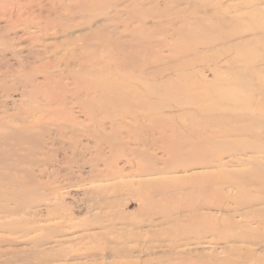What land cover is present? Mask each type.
Wrapping results in <instances>:
<instances>
[{
  "label": "rangeland",
  "instance_id": "obj_1",
  "mask_svg": "<svg viewBox=\"0 0 264 264\" xmlns=\"http://www.w3.org/2000/svg\"><path fill=\"white\" fill-rule=\"evenodd\" d=\"M215 1L110 0V5L96 6L86 15L67 17L57 36L40 38L49 44L64 42L56 53L53 47H46V53L45 46L36 44L18 57L0 54V79L5 68L19 76L16 84L0 83V264H145L149 253L162 255L171 241L191 256L184 259L187 264H264V229L252 233L259 237L251 246L257 257L233 259L234 248L242 242L236 238L245 230L234 224L240 218L237 211L250 212L253 218L258 215L254 209L264 207V125L216 119L249 109L250 100L242 96L248 97L259 84L251 78L252 68L241 69L257 51H264L263 44L257 40V45L246 47L225 45L218 27L203 34L190 15L186 18L191 25L173 14L199 3L210 17ZM41 2L48 5V0ZM39 8L33 6L37 14ZM5 26L0 20V34L14 36L15 30ZM102 26L108 34L98 28ZM125 27L141 31L133 36L123 31ZM95 32L102 35L94 38L95 56L66 60L68 66L65 61L55 64L56 56L67 55L68 43L82 45ZM183 32L194 43L206 44L198 53L201 59L195 52L171 58L176 55L169 48L180 47L177 37ZM107 35L110 41L100 39ZM148 42L159 47L156 66H146L148 61L141 59L155 53L151 48L145 52ZM115 43L137 49L140 58L125 62ZM188 58L195 62L185 66ZM47 60L56 66L34 71ZM81 62L93 64L95 70L85 71ZM169 65L172 69L164 76ZM141 77L158 83L145 86ZM89 90L93 101L87 100ZM77 101L83 104L74 106ZM79 107L96 118L105 117L107 129L112 119L123 115L134 127L144 124L129 143L131 151L137 148L134 156L105 148L100 158L99 137L80 136L81 159L68 163V136L55 127L48 135L44 128H30L44 113L68 119L72 112L83 121ZM150 126L157 129L158 142ZM104 216L106 228L97 219ZM139 242L152 244V251H142ZM180 262L163 257L148 264Z\"/></svg>",
  "mask_w": 264,
  "mask_h": 264
},
{
  "label": "bare ground",
  "instance_id": "obj_2",
  "mask_svg": "<svg viewBox=\"0 0 264 264\" xmlns=\"http://www.w3.org/2000/svg\"><path fill=\"white\" fill-rule=\"evenodd\" d=\"M149 1L155 3L157 0H149ZM173 1H176V0H167V3H173ZM178 1L182 2V0H178ZM8 4L10 5V7L8 8V11H2L1 9H3V7L7 8ZM35 5L40 7L39 10L41 11V13L37 14L36 13L37 11L35 12V10L33 9V6ZM99 5H110V0H48V5H43L41 0H0V20H4L6 22V26L4 27V29L7 31L15 30L13 34L14 36H10V35L5 36V35L0 34V54L5 55L4 53L9 52L12 55L18 57V56H21L20 53H22L21 51L23 49L29 48L30 50H33V47L36 44H42L41 46H45L44 50L46 51V53L48 52L46 50V47L48 48L53 47L55 49L52 50V52L56 53L57 49L59 51L60 48L65 46L64 42H60L59 43L60 45H58L56 41L49 44L45 41H42L40 38L43 36H48L50 34H52L53 37L57 36L59 34V31H58L59 29H65L63 24L67 17L69 20L70 16L72 15H86L87 13H91L92 11H94V8ZM210 5L212 9L214 10L212 12L213 15H211L210 17H205V15H207V10H206L207 7L203 4L199 5V3L191 5L188 9L176 10L174 11L173 14L177 15L178 17L183 18L185 23L191 25L190 24L191 22H189L188 19L186 18L188 15H190V18L195 19V21H192L194 24L193 26L201 30L203 34L207 32L210 33L212 30H215L214 29L215 27H218L216 29L222 32V35H219V37L225 38L224 39L225 45L229 43L231 46L246 47V46H250L252 43L253 45H257V40H259L258 43L263 44V50H264V0H216L214 4H210ZM71 20L73 21V18ZM215 20L218 22L216 23L217 24L216 26L214 25ZM249 21H251V24H247V22ZM234 24L235 26L231 30L229 27ZM98 28L106 34L109 33L108 28L105 26L98 27ZM228 28L230 29V31ZM138 29H143V28H138ZM19 31L22 32V35L18 34ZM123 31L129 34L132 33L133 36H135L133 32H140L141 30H136V28L134 30H131L130 27H125ZM184 32L182 34L180 33L179 36L177 37L179 39L178 40L179 43H181L180 47L176 48V46H173L169 48L170 52L176 55V56L172 55L171 58L178 59L179 57H183V56L188 57V55L191 54V52H195V56H196L195 58L201 59L200 57L201 55H199L200 48L201 47L204 48L206 44L205 43L198 44L197 42L194 43L189 38V35L183 36ZM93 35H94L93 37L91 35H87L84 38L86 42H84L82 45L71 43L69 41L70 43H68L69 44L68 47L65 48L66 49L65 53H67V55L65 54L59 57L56 56L55 60L57 62H55V64L58 63L59 61H65L66 66H68V61L66 60H75V61L80 62V61H84L86 58L90 59L92 56H95L94 50H93L94 38L97 36H102V35L96 32L93 33ZM77 38L75 40H78ZM100 39H102L103 41H110L109 40L110 38L108 35L106 37H100ZM113 40H116V39H113ZM23 43H26V44L22 45ZM113 46L120 53V56L122 57V59L125 60V62H127L126 60H129V59L140 58V57H137L138 56L137 49L136 50L129 49V48L126 49V47H124L120 43L119 44L115 43L113 44ZM150 48L151 50H154L155 53H152L151 55H143L141 59L148 61V63H146L148 65L146 66H156L157 61H158V56L156 55V53L158 52L159 47L155 48L151 42H148V45L145 46V49H144L145 52L149 51ZM78 49L80 51L82 49V51L80 53L76 52L78 51ZM155 49H157V52ZM195 58L194 59L188 58V60L184 61L185 66H188L189 62H195L194 61ZM30 63L31 65H34L33 62H30ZM51 64H52V61L47 60L44 63L35 65L34 71L36 70L40 71L44 69L49 70L51 69V67L56 66L55 64L54 65H51ZM79 66H82L87 72H90V71L93 72L95 70V69L93 70V67H94L93 64H86V63L81 62ZM144 66L145 65H143V67L141 68L143 71L146 70L145 69L146 66L145 67ZM251 68L252 70H250ZM5 69L6 71L5 73H3V77L0 79V83L2 85L6 83L8 84L9 82H13V84H16L15 81L19 78V76L18 75L16 76L15 75L16 73L11 71L10 69L8 68H5ZM171 69L172 67L170 65L166 66L163 69L164 73L162 74L164 76H167L166 74H169L168 71H170ZM247 69L252 71L251 78L256 81V84H259V86H257L256 88L255 87L252 88L253 91H250V93H248V97H246L247 93L242 96L244 97V99L250 100L249 109H246V110L244 109L243 111L238 110L239 112H234L233 114H230L227 116H224V115L217 116L216 119L222 120L221 122L239 121L245 124L244 126L246 125L255 126V124L264 125V51L263 52L260 50L257 51V54L251 57V61L249 63L247 62L246 68H242L241 71L243 72ZM185 71L186 70H184V72L182 73L183 74L186 73ZM153 75L156 76V72H154ZM141 80L143 82V85L145 86L147 84L156 85L158 83V81L156 82V79L154 78H152V82L150 81V78L147 80L146 78L144 79L143 77H141ZM48 95L50 96V93ZM86 97H87V100L89 101L95 100V96L91 94L90 90L87 92ZM86 97L82 101L85 102ZM80 101H77L74 106H76L77 104L81 106L83 102H80ZM116 107L118 109V106ZM79 108L82 109V111L85 113V120L83 121L77 120L72 115V112H71L72 117L69 116L68 119L62 118L61 116L49 117V113H46V114L44 113L42 114V117L37 118V120L34 121L33 125L30 126V128L38 127L41 131L44 128L47 130L45 134L48 135L52 131V128L55 127L57 128V131L59 132L61 136H68L69 137V148L71 149V153H72L68 158V163L71 162L74 164L81 159L80 157L82 154L79 152L80 151L79 145L81 144L80 136H87V137L94 138V139L95 137H99L98 141L96 142L98 146L100 147L99 152H98V157L100 158L104 156L105 148H108V151L112 153H114L115 150H118L119 152L121 151L124 153L121 156H126L128 154H132L134 156V154L137 152V148L135 149V147H131V149H135L134 151H131L129 149V143L130 141H132L133 138L135 139L137 138V135L135 134H138V132H142V130L144 129L143 128L144 124L142 125L138 124L136 127H134L132 125V122L128 120L126 121L124 120L125 116L123 115L122 117L120 116L116 119L115 118L112 119L113 122L109 126L110 129H107V127L105 126L106 125L105 121H104L106 119L105 117L96 118L95 114H93L92 112L89 114H86V111L84 108L82 107H79ZM31 117L32 116H30V118ZM153 120H154V117L151 116L149 121L153 122ZM151 126H155V125H151ZM98 128L100 129V132L104 134H98V131H99ZM155 130H157L155 127L150 128L152 137H154L156 142H158L159 138H157L155 134ZM29 131L32 134L35 132V130H29ZM115 135L117 139L116 138L114 139ZM149 137H151V135ZM149 137L147 136L145 140H148ZM113 139L116 141L114 142ZM86 147L87 149H89L90 146L86 145ZM151 153H152L151 155L152 158L153 159L155 158L157 160L156 154L154 152H151ZM121 156L118 155V157H116V160L119 159ZM132 159L133 157L131 158V160ZM138 165L142 167L144 166L141 162H139ZM139 169L142 170L143 168L140 167ZM121 172H124V171H121ZM150 172H153V171L151 170ZM97 191L101 193V191H105V189L97 190ZM254 212L257 213L258 215L252 218L250 217V212L237 211L236 216L240 218L234 219V224L236 227L245 229L244 233L238 234L236 238L238 241L240 240L242 241L241 245H238L234 248L235 257L233 259L236 261H245L248 258L257 257L255 252L252 251L253 248L251 246L257 243L256 239H258L259 237L252 235V233L254 232L257 233L256 231H259V229H264V214H263L264 207L262 208L258 207L254 209ZM248 217L250 218L248 219ZM104 218H106V221H108V218L105 216L97 218V219L102 223V221L105 220ZM57 225L59 226L60 224L57 223ZM100 225H102V228L109 227V226H106L104 223ZM107 225H110V224H107ZM109 230H113V229L109 228ZM104 234H107V233H104ZM121 237L123 238V236ZM136 237H138L137 239L139 240L140 233H137ZM138 245L143 246L141 247L142 251H149V250L152 251V248H153L152 244L150 246L146 245V243H143V245H141V242H139ZM138 245H135L133 247L134 248L138 247ZM166 246L168 247V249L163 253L161 252L162 255L157 256L155 252H151L148 254L149 257L147 259H143V262H145V264H148L153 261H157L158 259H161L163 257L167 260H170L173 263L177 260H182L180 264L181 263L187 264L184 262V259L191 260V256H188L186 254V251H183L184 248L183 250H180L178 248L179 246L178 244H174L171 241ZM213 253L214 255L217 254L216 250H213ZM190 264H199V263L197 261L194 262L192 260Z\"/></svg>",
  "mask_w": 264,
  "mask_h": 264
}]
</instances>
